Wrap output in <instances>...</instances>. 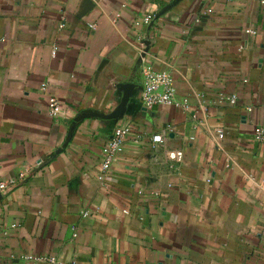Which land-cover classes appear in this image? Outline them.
<instances>
[{
  "label": "crops",
  "instance_id": "0c3cea01",
  "mask_svg": "<svg viewBox=\"0 0 264 264\" xmlns=\"http://www.w3.org/2000/svg\"><path fill=\"white\" fill-rule=\"evenodd\" d=\"M149 14L154 26L137 25ZM146 48L175 78L173 105L142 102ZM125 126L133 136L102 179V147ZM256 127L260 0H0V172L40 168L0 196V264H264Z\"/></svg>",
  "mask_w": 264,
  "mask_h": 264
},
{
  "label": "built area",
  "instance_id": "2783aa9c",
  "mask_svg": "<svg viewBox=\"0 0 264 264\" xmlns=\"http://www.w3.org/2000/svg\"><path fill=\"white\" fill-rule=\"evenodd\" d=\"M261 4L264 6V0H260ZM211 13V11H209ZM156 16L149 14L145 16L141 22L137 25H150L155 22ZM65 27V22H62L59 28L63 29ZM90 28L95 29V25H90ZM247 34H256L253 30L246 31ZM149 50L147 48L143 51L141 56L142 64V102L148 109H153L157 106H169L176 103L177 88L175 84V78L173 74L166 70H156L153 63L148 58ZM41 91L48 97L49 115L54 119L58 120L61 117V102L56 96L49 94L48 84H43ZM222 100L229 102L232 105L237 103V98L235 96L226 97L221 96ZM183 107L187 109L188 100H184ZM249 115L253 113V108L249 107L247 109ZM223 134V131H220ZM133 136V129L130 126H125L119 129L114 137L109 140L102 147L101 152V167H102V179H104L105 174L111 169L112 165L117 160L118 156L125 151L127 142ZM255 139L257 142H264V128H255ZM135 141L139 142V137L135 138ZM164 138L162 135L157 134L151 137L149 142V147L151 149L157 150L159 145H162ZM169 158L179 164L184 158L182 151H172L169 152ZM40 168H36L30 164L22 167L19 175L17 177H4L0 172V196H9L15 192L24 182H28L30 178H33ZM27 180V181H26ZM84 216H89V213H85ZM49 261L54 263L55 258L46 257H36L32 255L24 256V264H40L42 262Z\"/></svg>",
  "mask_w": 264,
  "mask_h": 264
},
{
  "label": "water",
  "instance_id": "95a60500",
  "mask_svg": "<svg viewBox=\"0 0 264 264\" xmlns=\"http://www.w3.org/2000/svg\"><path fill=\"white\" fill-rule=\"evenodd\" d=\"M158 17H159V15L156 16V20H155V21L158 20ZM154 23H155V22L152 23V26H154ZM129 87H130V88H133V86H129ZM141 88H142V87H141Z\"/></svg>",
  "mask_w": 264,
  "mask_h": 264
}]
</instances>
